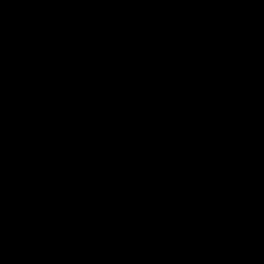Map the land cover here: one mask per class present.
Wrapping results in <instances>:
<instances>
[{
  "label": "rangeland",
  "instance_id": "1",
  "mask_svg": "<svg viewBox=\"0 0 264 264\" xmlns=\"http://www.w3.org/2000/svg\"><path fill=\"white\" fill-rule=\"evenodd\" d=\"M62 3L74 9L70 41L79 45L78 54L92 60L94 71L120 73V80L104 86L126 87L129 111L103 125H71L66 90L85 80L82 68L65 74L64 65L73 67L77 56L60 50L51 55L40 39L45 48L36 59L30 54L18 62L16 42H9L0 54V74L10 76L0 106L32 123L35 132L17 142L0 138V264H89L100 262L97 250L113 242L144 241V233L138 235L145 224L131 222L119 208L122 198L129 199L123 172L134 159L132 173L143 172L147 188L157 184L176 194L182 180L195 174L198 212L207 203L208 214L220 211L227 218H175L159 192L154 198L165 204L164 212L153 211V199L142 202L145 215L157 220L164 214L157 229L205 230L214 245L211 257L220 263L264 264V0ZM51 4L0 0V47L5 13ZM126 14L129 26L122 34ZM57 44L60 49L59 39ZM198 78L207 87L200 88ZM83 186L94 202L77 195ZM175 194L168 197L173 208L181 203ZM244 220L247 235L235 227Z\"/></svg>",
  "mask_w": 264,
  "mask_h": 264
},
{
  "label": "crops",
  "instance_id": "2",
  "mask_svg": "<svg viewBox=\"0 0 264 264\" xmlns=\"http://www.w3.org/2000/svg\"><path fill=\"white\" fill-rule=\"evenodd\" d=\"M62 1L64 0H52V4L45 7H32L28 10L17 9L14 15L5 13L4 24L1 27V31L4 35V46L0 47V54L2 53L4 56V49L7 48V46H12L8 45L11 41L16 42L14 55L18 62H23L25 57L30 54L35 55L33 59H36L37 53L40 54V48L44 46V44L38 43V40L41 39L49 46L48 50L51 55L58 54L56 50H60L62 52L59 53L69 56L70 58L71 56H77L76 59H74L75 63H73L75 65L73 67L64 65L65 74H68L69 70H73L74 68L77 73H79V69L82 68V78L85 80L84 83L73 84L66 90V93L70 97L67 118L69 117V119H73L74 121L73 123L69 121V123L75 127L84 125L89 126L94 123L103 125L110 120V118H113V116H125L129 111V90L126 89V87L121 89L116 86H104V83L111 79L114 80L116 78L120 80V73L114 70L94 71L92 60L88 57L83 58L81 53L78 54L79 45L75 44L74 39L70 41V34H72L74 25L69 20L72 18L74 9L70 5L67 6V3L63 4ZM63 14L70 15L68 20L61 18ZM13 17L16 20L15 24L12 21ZM58 39L62 42L60 49L57 47ZM66 46H69L68 50L63 49V47ZM48 61L50 60L48 59ZM67 62L68 60L65 61L64 59L60 63L65 64ZM126 78L127 77L124 76V79ZM87 105H91V110L86 108ZM19 118L22 119L21 117ZM101 119H103V123L100 121ZM23 136L15 141L3 140L6 142H17ZM124 202H126V198L121 199L119 208L120 206L124 207L126 211H123V213H129L125 218H130L131 222L139 220L145 224L144 229L146 233L143 231L138 235L142 236L144 233V238H141L144 239V241H141L139 238L138 242L133 241L129 244L121 243L119 245L113 242V245L110 244L107 245V247L98 249V259L101 263L197 264L189 259L194 257H205L204 259L206 260L199 261V264H222L211 257L214 254V245L208 231L185 233L179 232L177 229H157L155 225L162 224L163 219L161 218L164 214H161V216L159 214V219L156 220L154 216L132 211L131 207V210H129L124 206ZM129 205L131 206L130 200ZM113 218L116 219L119 218V216H113ZM153 227L156 229L152 232ZM121 228L126 227L122 226ZM128 231L131 230L128 229ZM112 233V238L115 239L117 233L114 230ZM190 236H193L191 237L192 239L187 240V237ZM226 264L242 263L229 262Z\"/></svg>",
  "mask_w": 264,
  "mask_h": 264
},
{
  "label": "trees",
  "instance_id": "3",
  "mask_svg": "<svg viewBox=\"0 0 264 264\" xmlns=\"http://www.w3.org/2000/svg\"><path fill=\"white\" fill-rule=\"evenodd\" d=\"M239 11L250 12V13L252 12V10H245V9L244 10L241 9ZM128 26H129V15L126 14L124 17L123 26L121 29L122 34H125L127 32ZM197 80H198L197 84L199 85L200 88L207 87L206 83L203 82L204 79L198 78ZM9 81H10V76L8 74H6V73L0 74V100L5 97ZM194 95H197V98L200 99L199 94L195 93ZM187 100L190 101V98H187ZM34 132H35V127L31 123H28L25 120L20 119L19 117L15 116V115H12L10 113L5 112L3 110V108L0 106V138L4 139L6 141H15L25 134L31 135ZM207 144H208V142H207ZM136 161H139V160H135V159H134V161L131 160L130 165L127 163L126 171L124 170V172H123L124 173V183L126 185H128V191H129V192H127L125 190L129 194V199H128V201H126V203L128 202V204H126V207L129 210H131L130 209V207H131V208L138 209L139 212H141V213H145V211H147V210L144 207L146 204L145 205L142 204L143 200L150 201L153 199V201L158 202V204H156L155 202H151L152 204L150 203L151 207L153 205V211L154 210L158 211V209L161 208V209H163L162 211L164 212V209H165L164 205L166 204V207H167V203H169V208H171V209L166 210V213H170L171 215H175V218L183 217V218H188L189 220H195L197 218L198 219L199 218H211V215H214V217L217 220H225L227 222V218L223 212L218 211L219 212L218 213L215 211V212H210V214H208L210 209H208L209 204H207V203L203 207L202 213L198 212L199 210H198L197 204H198L199 200H198L197 194H196V191L198 188V183L192 179V177L195 176V174H193V173L188 174V176L182 180L180 187L178 188V191L176 193L177 197H178V201L180 200L181 203L179 204L178 207L176 206V208H173L174 206H172V204L175 202L169 201L168 197H171L172 195L175 194L174 190L170 187L158 186L157 184L156 185L150 184V187H148V188L145 187L146 179L143 178V172H141L139 174L140 177L138 176V174L132 173L133 166H135L134 164ZM91 164H92V162L88 165V168H87L88 170H91ZM216 166L219 167V169H220V166L222 167V162L218 161ZM88 172L89 171H86V173H88ZM192 172L195 173V171H192ZM215 174H217V173H215ZM222 176H223V174H222ZM177 180L179 181V179H177ZM84 187L85 186L81 187L80 190L78 192H76L77 195L79 197L83 198L85 203L94 202L92 197H89L88 195L85 194ZM138 189H140L139 193H138ZM158 193H159V195L161 193L164 194L163 197L165 199H167V201H163V203H165V204L160 202L161 200H156V198H154V197L158 196ZM235 193H237V192L236 191L233 192L231 197H233V195ZM157 198H159V197H157ZM160 199H162V198H160ZM129 200L131 202V206L129 205ZM231 200H232L231 202H234L232 198H231ZM237 205L239 206V202H237ZM92 206L93 205L91 204L90 208H92ZM222 208L225 209V207H223V206H222ZM175 209L182 210V211H179L178 213H172V212H176ZM218 209H220V208H218ZM220 210H222V209H220ZM93 212L94 211L91 209V212H90L91 215L94 214ZM251 222H252L251 224L253 226L255 225V230H254L255 233H259V228H258L259 225H258L257 219H251ZM248 223L249 222H246L245 220L242 222L240 221V225H237V223H236V226H235V227H237L236 231L240 234H246V235L249 234V233H247L248 229H250V224H248ZM204 258L205 257H194V258H190L189 260H192L193 263L199 264L200 263L199 261L206 260ZM89 262H90L89 264H113V262L101 263V262L92 261V260ZM186 262H188V261H186Z\"/></svg>",
  "mask_w": 264,
  "mask_h": 264
}]
</instances>
